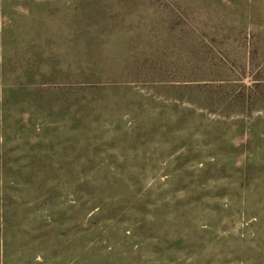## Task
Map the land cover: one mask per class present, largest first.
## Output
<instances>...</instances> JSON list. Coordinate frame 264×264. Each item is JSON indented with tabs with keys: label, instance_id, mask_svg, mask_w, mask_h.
Here are the masks:
<instances>
[{
	"label": "rangeland",
	"instance_id": "rangeland-1",
	"mask_svg": "<svg viewBox=\"0 0 264 264\" xmlns=\"http://www.w3.org/2000/svg\"><path fill=\"white\" fill-rule=\"evenodd\" d=\"M0 264H264V0H0Z\"/></svg>",
	"mask_w": 264,
	"mask_h": 264
}]
</instances>
